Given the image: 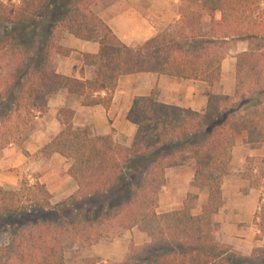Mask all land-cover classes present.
Masks as SVG:
<instances>
[{
  "label": "trees",
  "instance_id": "trees-1",
  "mask_svg": "<svg viewBox=\"0 0 264 264\" xmlns=\"http://www.w3.org/2000/svg\"><path fill=\"white\" fill-rule=\"evenodd\" d=\"M94 2L0 1V150L22 146L59 90L84 106L107 109L122 75L204 81L211 88L206 106L197 111L166 104L155 91L136 96L126 116L136 125L129 147L111 134L90 136L75 128L74 110L61 107L60 130L39 152L66 158L78 189L53 204L37 178L31 182L24 175L18 188L0 187V230L9 234L0 245V264H63L67 237L90 246L108 236L112 228L106 226L114 223L119 230L137 228L148 241L132 244L122 261L95 257L91 264H264V246L243 255L221 241L214 221L236 132H244L247 143L264 142V0H183L178 20L134 48L89 9ZM64 32L98 43L96 53L82 54L89 78L83 67L81 78L55 71L54 55L71 52L59 43ZM238 41L247 48L235 56L234 88L226 94L218 89L221 61ZM190 153L191 185L206 188V201L194 213L197 194L188 193L180 208L158 212L165 171ZM253 169L247 179L260 189L263 169L256 167L259 175ZM254 222L264 234V203Z\"/></svg>",
  "mask_w": 264,
  "mask_h": 264
},
{
  "label": "crops",
  "instance_id": "crops-1",
  "mask_svg": "<svg viewBox=\"0 0 264 264\" xmlns=\"http://www.w3.org/2000/svg\"><path fill=\"white\" fill-rule=\"evenodd\" d=\"M0 1L5 3L8 0ZM182 1L95 0L89 9L123 43L134 48L178 20ZM216 18H219V12L216 13ZM59 43L71 49V52L68 55H54L55 71L68 77L81 78L80 70L83 67L84 78H89L91 70L83 66L82 54L96 53L99 49L98 43L76 38L67 32L61 34ZM246 48L245 41H238L228 49L227 56L221 61L218 89L226 94H231L234 88L235 56ZM229 70H232V79L225 83L226 72ZM210 90V86L201 80H184L155 73L122 75L107 109L101 105L84 106L78 96L69 94L66 89L59 90L49 98L47 112L36 120L32 132L22 146L9 145L0 150V187L16 189L25 175L31 182L37 178L45 184L52 195L53 204L76 193L78 186L68 172L66 158L60 154L47 158L39 152L59 132L57 113L65 105L74 110L75 128L84 129L90 136L111 134L116 143L129 147L136 125L127 120L126 116L136 96L155 91L156 99L160 102L200 111L206 106ZM259 158H262L261 163L264 166V142L247 143L244 132L236 137L232 149L231 173L222 183V205L214 215V221L220 229L221 241L246 256L250 255L254 247L264 246L263 238L258 237L260 230L254 222L260 203L264 201V194L260 189L252 187L250 181L241 175L247 159ZM194 169L195 157L190 153L182 165L165 171V184L158 194V212L180 208L188 193L197 194L194 213L200 211L201 205L206 201L207 190L192 187ZM253 171H256V167ZM119 233L118 236H105L98 242L85 246L80 255L82 258L100 257L105 261L119 262L129 253L132 244L141 245L148 241L147 235L135 227ZM68 263L67 256H64V264Z\"/></svg>",
  "mask_w": 264,
  "mask_h": 264
},
{
  "label": "rangeland",
  "instance_id": "rangeland-1",
  "mask_svg": "<svg viewBox=\"0 0 264 264\" xmlns=\"http://www.w3.org/2000/svg\"><path fill=\"white\" fill-rule=\"evenodd\" d=\"M227 54H228V50L226 51V56H227ZM226 73H227V75H226L227 79H225L226 80L225 83H228L230 81V78L232 79V70H231V72L229 70ZM242 133H243L242 131H237L236 137L241 136ZM261 161H262V158L261 159L259 158L257 160L247 159L246 165H245V170H244V172L241 173V175L246 179L249 178V176L252 177L253 172H250V168L258 167V166L263 168L264 166L262 165ZM254 173H256L257 175L260 174L259 172H254ZM261 176H262V178H260L261 180L258 178L259 179L258 181L261 184L260 191L262 192V194H264V180H263L264 170L261 173ZM262 197H264V196H262ZM263 203H264V201H263ZM195 206H196V202H195ZM106 227H108L109 229L112 228L110 230V234H108V236H114L116 234H117L116 236L120 235L119 232H121V230H119L118 226L115 223L113 224V226L107 225ZM8 237H9V234L6 230H0V245L6 244L8 242ZM258 237L263 238L262 244L264 245V234L262 232H260L258 234ZM64 243H65L64 256H67V259L69 261L68 264H91V261L95 258V257H92V258H84L83 257L82 258V256L80 254L85 249V245H83L81 242H79L76 239H72L71 237H67L65 239Z\"/></svg>",
  "mask_w": 264,
  "mask_h": 264
}]
</instances>
